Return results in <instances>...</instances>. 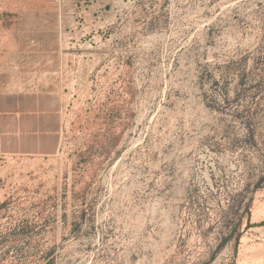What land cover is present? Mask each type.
I'll list each match as a JSON object with an SVG mask.
<instances>
[{
  "label": "rangeland",
  "instance_id": "1",
  "mask_svg": "<svg viewBox=\"0 0 264 264\" xmlns=\"http://www.w3.org/2000/svg\"><path fill=\"white\" fill-rule=\"evenodd\" d=\"M0 264H264V0H0Z\"/></svg>",
  "mask_w": 264,
  "mask_h": 264
}]
</instances>
